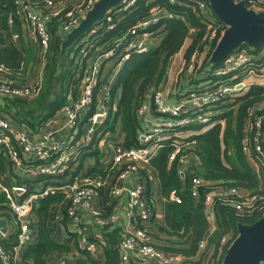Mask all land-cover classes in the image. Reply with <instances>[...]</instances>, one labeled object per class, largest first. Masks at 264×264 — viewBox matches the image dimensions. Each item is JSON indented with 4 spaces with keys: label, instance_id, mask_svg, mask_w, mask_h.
Wrapping results in <instances>:
<instances>
[{
    "label": "trees",
    "instance_id": "trees-1",
    "mask_svg": "<svg viewBox=\"0 0 264 264\" xmlns=\"http://www.w3.org/2000/svg\"><path fill=\"white\" fill-rule=\"evenodd\" d=\"M81 1L70 0L64 4L61 0H54V4L63 5L66 11ZM156 7L162 12L159 21L151 26L157 42L147 52L133 51L122 63L111 84L107 117L96 123L91 140L80 146V154L63 173L51 175L26 172L25 176L20 175L23 169L36 166L38 160L26 158L14 144L21 157L19 167L13 163L7 147L0 145V176L5 184H28L27 195L43 191L49 186L55 187V190H50L46 195L35 200L31 214L37 216L38 234L26 245L23 255V261L26 263L48 264L47 258L51 253L71 251L73 246L70 241L64 243L54 237L52 220L56 223L62 221L65 226L69 224L66 214V195L59 187L74 181L84 173L101 178L109 175L116 177V169L111 168L113 152L108 148V142L125 148L142 145L140 133L145 129L146 123L137 114V108L143 101L149 100L152 105L151 111L154 110L152 103L154 92L164 90L172 61L188 37L191 36V41L185 47L182 70L168 91V96L175 95L181 99L191 89L198 88H191L192 83L214 79L213 69L222 64L212 65L209 63V58L225 25L216 18L221 29L218 36L211 40L207 37L209 29L205 14L200 12L194 1L135 0L130 7H118L109 13L114 22L112 27L108 26L106 19L94 27L95 32H90L85 38L76 42L66 56L59 58L61 43L65 37L60 32L65 20V11H63L49 22L53 38L51 52L42 71L43 84L40 94L33 99L17 98L7 101L8 113L11 110L9 107H14L15 111L11 118L19 121L22 126L25 125L28 130L33 131L43 125L57 112L62 111L65 105L79 97L83 72L88 63L129 28L150 15ZM262 8L264 9V4L259 7ZM11 25L16 26L21 38L22 22L16 13L15 0H0V63L16 78L33 49L36 51V48L23 40L18 43L13 38ZM205 51L207 56L200 65L198 59ZM194 55L196 56L194 69L188 73L186 70ZM104 62L101 78L94 90V99L85 109L80 119L79 130L74 134L73 139H78L86 132L88 125L91 124V117L98 110L99 100L103 96L102 87L109 81L111 75L108 71L103 74ZM113 71L114 67L112 73ZM262 102H264V85L252 84L246 93L238 96L233 102H228L225 108L219 107L223 112L217 114L216 118L225 119L223 128L219 122L191 137L197 142L191 151L199 154L200 162L193 158L190 160V165L193 173L206 182L199 188L198 196H193L191 191L192 172L182 176L178 158L170 160V154L175 149L171 139L165 140V145L150 159L148 166L157 172L166 198L164 222H156L152 190L150 181H147V197L153 209L148 222L151 242L164 252L184 256L185 260L181 264H206L209 256L211 260L215 259L222 247V239L227 235H232L231 241L237 237L239 223H253L264 215V202H259L257 208L246 213L236 210L234 204L230 202L215 200L209 207L205 201V194L211 185L237 186L245 191H258L261 186L264 189V171H258L252 162L256 131L252 129H249L248 133L246 131L255 115L264 114V105L257 108ZM251 108H257L253 114L249 112ZM246 134L250 137L253 152L248 156L243 152V140ZM86 157L93 161L92 166L85 165ZM115 179L103 187L108 189L109 194ZM172 190L180 193V202L168 198ZM57 213L61 219H56ZM109 213L104 209L101 211L102 215ZM11 215L9 200L3 192H0V216ZM67 232L71 235V239L74 238V246L85 256L77 258L74 264H123L119 249L122 230L119 227L114 225L102 228L103 237L98 240L104 252L102 262L92 255L88 247L80 246L78 231L72 229ZM16 236L14 234L8 238L0 234V243L10 256L13 255V248L18 242ZM207 236L208 243L204 250L200 251L199 243ZM88 239L92 240L89 235ZM226 250L227 245L220 255L218 264H221ZM60 262L58 261L57 264ZM64 264L67 262L64 261ZM127 264H141V262L131 257Z\"/></svg>",
    "mask_w": 264,
    "mask_h": 264
},
{
    "label": "built area",
    "instance_id": "built-area-1",
    "mask_svg": "<svg viewBox=\"0 0 264 264\" xmlns=\"http://www.w3.org/2000/svg\"><path fill=\"white\" fill-rule=\"evenodd\" d=\"M94 1L82 0L65 11V7L55 5L54 0H15L16 13L24 25L29 43L38 52L36 60H39L37 64L42 68V71L51 52L53 35L49 28V22L65 11V20L60 30L65 35L79 24L81 17L92 7ZM170 1L176 2L178 0ZM191 1H194L200 12L205 14L209 29L207 37L214 40L221 28L217 24L216 17L212 13L208 2L206 0ZM134 2L135 0H128L126 7H130ZM247 2L249 6L261 10L259 7H262V5L258 0H247ZM160 12V8H154L150 15L129 28L120 38L88 63L83 72L79 97L65 105L62 110L66 116V126L73 131V136L79 130L80 119L84 115L85 109L89 107L94 99V90L102 75L103 62L116 58L115 76L122 63L129 58L133 51L147 52L154 46L157 40L151 26L161 18ZM112 20V16L108 15L107 22L110 27L114 25ZM92 32H95V30L93 29ZM245 49L243 47L231 53L221 63L220 67L213 69L214 79L206 80L200 87L191 89L186 96L176 102L168 100V91L158 90L154 92L152 100L154 105L153 114L151 102L149 100L143 101L137 108V114L146 123L145 129L140 133L142 143L140 147L125 148L116 143L110 144L113 152L111 168L116 169L117 175L115 178L121 182V184H114L110 193L113 197H120L125 191L128 192L125 215L135 226L130 229L125 227L122 232L119 249L123 264H127L131 257L137 258L141 264H181L185 260L184 256L164 252L151 242L150 224L148 222L153 209L147 197L145 184L135 181L132 187L129 188L126 182L131 178L136 179V174L141 168V162L149 163L150 159L165 145V140L171 139L175 149L170 154V160L178 158L179 171L182 176H185L187 172H192L191 191L193 196H198L199 188L206 182L200 176L195 175L191 168L190 159L192 157L196 160L200 158L199 154L191 151V148L197 145L196 140L191 139V137L206 131L219 122L223 128L225 119H217L216 115L219 113L215 110L230 101L233 102L238 96L246 93L252 84L264 85V45L257 48L252 47L248 51ZM195 60L196 56L194 55L187 67L186 71L188 73L193 71ZM114 76L112 80L103 85V96L99 100L98 110L91 117V124L88 125L82 140L75 145H72L71 139L69 140L71 142L68 143L66 141H55L52 131L35 134L27 128L13 124L7 115L0 112V145L7 147L13 163L19 167L21 166V157L14 144L19 147L26 158L38 160L36 166L23 169L20 175L25 176L26 172L56 175L63 173L69 167L70 163L80 154V146L91 140L95 125L99 122L97 118L99 116L106 118L108 115V100ZM42 84V74L33 82L20 84L11 71L0 63V97L2 99L7 101L17 98L33 99L40 94ZM263 105L264 102L259 103L257 108H261ZM257 108H251L249 112L253 114ZM249 129L256 131L253 141L254 153L251 150L250 137L247 134L243 140V152L247 156L253 153L252 162L254 166L263 172L264 114L255 115L253 121L246 128L247 133ZM180 137L186 141L179 140ZM111 177L114 178V175L101 178L84 173L74 181L59 187L66 195V214L71 226L80 234V246L82 248H89L88 225L83 219L84 212H90L96 224L101 228H109L116 224L118 219L116 212L112 211L107 215H102L101 211H96L93 205V198L109 183ZM50 190H55V187L49 186L43 191L27 195L28 184L7 185L0 176V192H3L8 198L12 213L10 217L4 216L9 224L8 233L3 234L0 232V234L8 238L16 234L18 239L13 248L12 256L7 253L3 244L0 243V264H29L23 261L20 263L17 253L34 239L30 215L35 200L43 197ZM263 190L262 186L258 191H245L237 186L211 185L205 194V201L209 207L215 200L230 202L234 204L236 210L250 213L257 208L259 202H264ZM168 198L177 202L181 201V195L176 190H172ZM56 219H61L59 213H57ZM231 239L232 235L225 236L222 239V247L217 257L211 260L209 256L206 264H218L217 262L224 248L227 245L228 250L234 240L231 241ZM207 243L208 236L200 241V251L204 250ZM59 264H64V261Z\"/></svg>",
    "mask_w": 264,
    "mask_h": 264
},
{
    "label": "water",
    "instance_id": "water-1",
    "mask_svg": "<svg viewBox=\"0 0 264 264\" xmlns=\"http://www.w3.org/2000/svg\"><path fill=\"white\" fill-rule=\"evenodd\" d=\"M206 1L214 16L225 25L209 63L220 64L235 50L243 47L257 48L264 45V9L249 6L247 0ZM127 2L128 0H95L81 17L79 24L65 34L59 58L66 56L69 49L92 32L96 25L103 23L113 9L127 8ZM102 119V116L97 118L98 121ZM127 186L132 187L131 184ZM8 231L7 219L0 216V232L6 234ZM238 231L222 264H264V215L253 223H239Z\"/></svg>",
    "mask_w": 264,
    "mask_h": 264
},
{
    "label": "crops",
    "instance_id": "crops-1",
    "mask_svg": "<svg viewBox=\"0 0 264 264\" xmlns=\"http://www.w3.org/2000/svg\"><path fill=\"white\" fill-rule=\"evenodd\" d=\"M68 1H70V0H61V2H63L64 4L67 3ZM161 17H162V15H161ZM12 26L13 25H11V28H12ZM22 26H23V29H22L21 38H20V34L18 32H15V31H13V38L18 43H20L21 40H23L26 44H28L29 38L27 36V33L25 31L23 23H22ZM61 34H63V33H61ZM184 51H185V48L183 46L182 49L180 50V52L176 54L174 60L172 61L171 66H170L167 83H169V77L172 75V73H176V75L174 76V79L171 83L172 85H170L169 88L167 87V89H169V90L171 89V86H173L175 81L178 79V75L181 72L180 66H181V64H183ZM178 55H180V56L178 57ZM112 59H108V60H106V62H104L105 67L103 69V74H105V72H107V71L110 72V74H111L110 78L108 80H112V77L114 76V72H115V70H114L112 73V67H114L115 63H113L112 65H109V62ZM115 62H116V60H115ZM114 78H115V76H114ZM18 81L20 83H27L28 82V81H23L21 79H18ZM203 83H205V81L194 82L190 86H191V88L199 87V86L203 85ZM167 86H168V84H167ZM168 100L171 102H176V101H178V98L175 95H172L171 97H169ZM6 106H7V100H4L0 97V112L7 115L11 119L13 124L26 128L25 125L22 126L19 121H16V120H14V118H11V116H13L12 114L14 113L15 108L9 107V109H11V110L8 113V111H7L8 108ZM153 113H154V110H152V114ZM33 131L35 134H38V133H41L44 131H52L53 137L55 138V141H57V142H60V141L65 142L66 141V143L72 141V145H75L80 140H82V136H83V135L80 136L78 139H76V138L73 139L74 138V136L72 134L73 131L70 130V128H68L66 126V116L64 115V112H62V111L57 112L53 117H51L43 125L37 127ZM118 136H120V134H118ZM70 139H71V141H69ZM109 146H110V144H109ZM193 158L194 157H192L191 159H193ZM85 165L86 166H92L93 161L90 160L88 157H86L85 158ZM148 165H149V163L141 162V164H140L141 168H140V171L136 174V179L131 178L126 183L132 185L135 183V181H140V182H143L145 184V187H147L146 186L147 181L148 180L150 181V186H151V190H152L153 205H154L155 221L159 222V223H163L164 222V205H165L166 198L163 195L161 182H160V179H159L157 172L154 169L150 168ZM74 166H76V163L74 164ZM114 178H115V176H114ZM114 178L111 177L109 179V182ZM116 183L121 184L120 181L115 179V184ZM127 200H128V192L127 191H125L120 197H113L111 195V193L109 194V191L107 188H103L102 192H100L98 195H96L93 198V205H94V208L96 209V211H102V209H104L108 212H112V211L116 212L118 215V219L116 221L115 226L119 227L123 232L125 227L128 229L135 227L134 224L132 225V223L128 220V218L125 215V206H126ZM83 219L86 222V224L88 225V235H89L90 239H92V240H89V249H90L92 255L95 258H97L99 261L102 262V261H104V252H103L102 245L98 242V240H100L99 238L103 237L102 228L96 224L94 217L90 212H84L83 213ZM52 221H53V228H54V237L56 239L64 242V243H69V241H70V244H72L73 247L71 248V251L68 253H59V252L58 253H55V252L51 253L47 258L48 264H57L58 261L59 262L60 261L61 262L66 261L67 264H74V262L77 258H84L85 256L80 251H78V249L74 246V238L71 239L72 238L71 235L67 232L68 230L72 231V229H74L71 226L70 221H69V224H67L66 226L64 224H62V221H59V223H56L54 220H52ZM30 223H31V226L33 229V235L35 238L36 235L38 234L36 214L33 213L30 215ZM25 250H26V245L24 247H22L17 253V258H18L20 263H21V261H23V255H24ZM23 262H25V261H23Z\"/></svg>",
    "mask_w": 264,
    "mask_h": 264
},
{
    "label": "rangeland",
    "instance_id": "rangeland-1",
    "mask_svg": "<svg viewBox=\"0 0 264 264\" xmlns=\"http://www.w3.org/2000/svg\"><path fill=\"white\" fill-rule=\"evenodd\" d=\"M258 1L261 3V5L264 4V0H258ZM22 29H23V26H22ZM12 31L18 32L16 29V26H14V25L12 26ZM190 41H191V36L186 39L185 44H184V48L189 44ZM244 48H246L245 49L246 51H248L250 49V47H244ZM179 56L180 55H178V57ZM206 56H207L206 51L201 53V55L198 59V62L200 65H202ZM36 57H38V52H37V50L34 51V49H33V52L30 54V56L28 57V59L26 60V62L24 64L23 68L21 69V71L17 75V77H16L17 79H21L23 81H28L27 83H30V82L35 81V79H37L40 76V74H42V68H40L38 66L37 63L39 62V60H36ZM113 59L110 60L109 65H112L113 63H115L116 59L115 58H113ZM182 67H183V64H181V66H180L181 70H182ZM175 75H176V73H172V75L169 77V83L165 84V86H166L164 88L165 91H169V89H167V87L169 88L170 85H172L171 83H172ZM208 82H210V81H208ZM167 84H168V86H167ZM226 106H227V104H225L223 108H225ZM215 112H217V113L223 112V109H217V110H215ZM109 140H112V139H109ZM179 140H185V139H181V137H180ZM108 143L112 144V142H108ZM108 148L110 149L109 146H108ZM198 162H200V158H198ZM258 171H259V169H258Z\"/></svg>",
    "mask_w": 264,
    "mask_h": 264
}]
</instances>
